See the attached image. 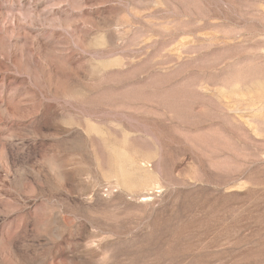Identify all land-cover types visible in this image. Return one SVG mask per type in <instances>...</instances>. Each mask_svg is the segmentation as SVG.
Here are the masks:
<instances>
[{
  "label": "rangeland",
  "instance_id": "obj_1",
  "mask_svg": "<svg viewBox=\"0 0 264 264\" xmlns=\"http://www.w3.org/2000/svg\"><path fill=\"white\" fill-rule=\"evenodd\" d=\"M0 264H264V0H0Z\"/></svg>",
  "mask_w": 264,
  "mask_h": 264
}]
</instances>
